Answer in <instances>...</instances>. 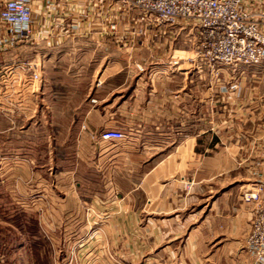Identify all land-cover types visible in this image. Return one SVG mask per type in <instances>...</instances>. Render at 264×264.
<instances>
[{
    "label": "crops",
    "instance_id": "crops-1",
    "mask_svg": "<svg viewBox=\"0 0 264 264\" xmlns=\"http://www.w3.org/2000/svg\"><path fill=\"white\" fill-rule=\"evenodd\" d=\"M109 7L107 0L32 3L31 42L49 51L68 42L105 50L115 44L122 54L119 107L125 139L117 148L99 140L90 156H80L90 174L75 182L56 210H48L49 217L85 219L89 204L106 220L77 230L67 244L74 264H264L243 250L252 215L241 197L243 187L264 177V98L257 97L256 87L247 94L243 84L234 98L212 88L206 65L190 62L196 39L185 26L116 41L106 30ZM105 57V70L113 74L118 62L111 51ZM133 63L142 64L144 72ZM211 108L224 120L233 113L227 120L232 137L220 121L211 127ZM12 129L0 130V136L16 137ZM229 138L233 143H222ZM213 159L221 163L211 166ZM226 159L235 164L228 168ZM229 172L231 178L221 184Z\"/></svg>",
    "mask_w": 264,
    "mask_h": 264
},
{
    "label": "rangeland",
    "instance_id": "rangeland-1",
    "mask_svg": "<svg viewBox=\"0 0 264 264\" xmlns=\"http://www.w3.org/2000/svg\"><path fill=\"white\" fill-rule=\"evenodd\" d=\"M134 16H124L120 25ZM107 51L121 61L115 44L105 50L85 41L79 45L68 42L49 51L25 38L0 50V130L11 125L16 130L12 139L0 136V264H74L67 244L77 238V230L106 222L89 204L83 209L85 219L47 215L49 208H58L64 194L73 192L77 180L90 174L83 169L80 156H90L102 132L122 128V65L118 62L113 74L107 72ZM206 67L210 85L219 93L234 98L243 84L247 94L250 87H256L257 97L264 98V64ZM230 68L239 72L222 74ZM33 71L39 76L36 82L31 79ZM221 86L227 90L221 91ZM214 95L211 91V103ZM227 115L224 120L221 112L211 108V127L219 126L220 121L232 137L233 124L227 120L233 119V113ZM106 142L114 148L121 144ZM222 143H233V138ZM213 145L211 141V150L216 152ZM219 163L221 160H211V166ZM223 163L227 167L235 164L229 159ZM246 176L249 178L248 173ZM250 191L252 187H243L241 197ZM215 193L211 188V196Z\"/></svg>",
    "mask_w": 264,
    "mask_h": 264
},
{
    "label": "built area",
    "instance_id": "built-area-1",
    "mask_svg": "<svg viewBox=\"0 0 264 264\" xmlns=\"http://www.w3.org/2000/svg\"><path fill=\"white\" fill-rule=\"evenodd\" d=\"M34 0H0V50L15 41L30 38L33 31ZM101 1L105 0H89ZM107 33L116 41L132 42L151 30L189 27L196 39L191 63L203 62L208 67L255 66L264 64V0H107ZM116 1V2H114ZM135 16L121 24L124 16ZM122 28V26H125ZM35 66V65H34ZM142 73L144 66L133 63ZM36 82L39 76L32 72ZM234 89V87L232 88ZM220 90L225 92L223 86ZM102 141H123L120 130H105ZM251 206L250 229L243 250L255 262L264 259V177L254 182L252 191L242 195Z\"/></svg>",
    "mask_w": 264,
    "mask_h": 264
}]
</instances>
